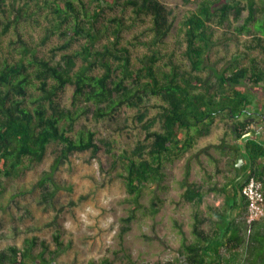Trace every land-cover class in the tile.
Segmentation results:
<instances>
[{"label": "trees", "instance_id": "trees-1", "mask_svg": "<svg viewBox=\"0 0 264 264\" xmlns=\"http://www.w3.org/2000/svg\"><path fill=\"white\" fill-rule=\"evenodd\" d=\"M185 1L195 8L177 27L183 47L178 59L173 51L164 53L176 18L162 0H0V179L21 178L54 147L50 170L37 184L47 201L60 187L54 174L65 160L103 147L138 204L146 188L162 184L166 164L195 151L218 121L229 135L218 146L225 148L227 137L229 143L234 135L241 138L254 123L250 109L258 106L257 92L264 90V58L255 54L264 55V0ZM221 41L227 47L234 43L238 56L224 58L219 68L211 53ZM50 42V54H41ZM68 86L74 87L69 105L63 103ZM152 98L161 102L160 114L145 122V137L132 148L117 151L115 140L98 139L83 122H108L123 108H141ZM140 117L144 120L145 113ZM249 145L254 164L264 147ZM212 147L197 155L210 156ZM250 176L264 184L255 171ZM185 196L203 201L193 184ZM215 217H195V241L183 244L187 264H264V224L257 225L263 219L248 234L245 214L232 222L225 212ZM211 220L210 232L200 228ZM128 230L124 227L122 235ZM60 237L55 236L57 254L63 248ZM27 241L31 244L1 251L0 264H46L44 253L32 252L38 239Z\"/></svg>", "mask_w": 264, "mask_h": 264}, {"label": "rangeland", "instance_id": "rangeland-1", "mask_svg": "<svg viewBox=\"0 0 264 264\" xmlns=\"http://www.w3.org/2000/svg\"><path fill=\"white\" fill-rule=\"evenodd\" d=\"M162 1L176 18L174 35L168 40L164 53L173 51L179 59L183 47L177 43V27L195 4L185 0ZM246 15L244 13V17ZM222 30L227 29L218 30L219 35ZM37 33L34 32L39 41ZM52 45L50 42L42 46L41 54L49 55ZM236 48L234 43L227 47L221 41L211 53L212 60L219 59L220 62L215 64L221 68L226 59L238 56ZM135 51L144 52L140 47ZM255 54L264 58L260 53ZM242 58L246 62V57ZM73 90V86L67 87L64 104H70ZM257 93L259 97L263 96V88ZM160 105V101L152 98L141 108H123L108 122H83L96 130L98 139L115 140L117 151H121L144 139L143 125L160 114ZM255 105L253 112L258 110ZM142 113L146 116L144 120L140 117ZM212 140V136L201 139L195 151L166 164L162 184L146 188L138 204L126 192L119 170L112 166V156L103 147L97 153H73L65 160L54 174L55 182L60 186L58 191L52 199L44 201L37 184L54 161V147H51L45 161L29 169L21 178L0 179L3 188L0 192V252L10 245L22 248L28 245V239L37 238L32 252L34 255L44 253L46 264H165L169 261L187 264L183 244L195 241L192 230L195 217L201 213V205L188 201L185 192L191 184L209 181L211 160L205 153H197L203 146L213 143ZM217 140L216 137L214 141ZM184 182L188 185H183ZM154 208L157 213L153 212ZM129 217L133 218L128 222ZM127 226L129 230L122 235ZM56 234L61 235L63 247L58 254L55 253ZM43 242L48 248L46 252H43Z\"/></svg>", "mask_w": 264, "mask_h": 264}, {"label": "crops", "instance_id": "crops-1", "mask_svg": "<svg viewBox=\"0 0 264 264\" xmlns=\"http://www.w3.org/2000/svg\"><path fill=\"white\" fill-rule=\"evenodd\" d=\"M259 98L257 112L250 109L254 116V123L248 126L241 138L237 139L234 135L232 142L229 143L226 126L219 121L214 126L215 130H212L210 136H212L213 143L210 145L213 147L209 156L211 168L207 177L209 181H201V185H194L195 189H198L203 196L199 215L202 219L210 217L215 220V213L224 214V212L230 222L242 218L246 214L247 203L241 196L240 186L247 181L252 170L264 177V155L253 164L249 145L250 142H254L264 147V94ZM258 123H260L259 126H257ZM225 136H228L227 146L225 148L218 146ZM216 137L218 140L215 142ZM219 140L221 141L218 143ZM239 159H243L242 163L239 162ZM206 187L207 189L204 190ZM208 194L211 195V198H208ZM263 224L264 221L257 225L262 226ZM212 225V220L205 221L200 228L205 232H210ZM220 227L224 233L226 225Z\"/></svg>", "mask_w": 264, "mask_h": 264}, {"label": "built area", "instance_id": "built-area-1", "mask_svg": "<svg viewBox=\"0 0 264 264\" xmlns=\"http://www.w3.org/2000/svg\"><path fill=\"white\" fill-rule=\"evenodd\" d=\"M241 196L247 202L245 222L247 233L251 234L253 226L264 219V184L254 176H249L241 189Z\"/></svg>", "mask_w": 264, "mask_h": 264}]
</instances>
